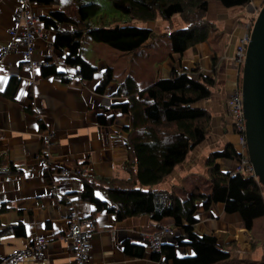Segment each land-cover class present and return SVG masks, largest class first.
I'll use <instances>...</instances> for the list:
<instances>
[{
    "label": "crops",
    "instance_id": "obj_1",
    "mask_svg": "<svg viewBox=\"0 0 264 264\" xmlns=\"http://www.w3.org/2000/svg\"><path fill=\"white\" fill-rule=\"evenodd\" d=\"M261 2L262 0H253L246 5L247 15L233 16L230 13L232 7H226L221 0H209L207 18L214 23L227 19L228 28H223L221 37V42L226 41L225 45L222 42L224 49H219L218 43L209 39L192 46L182 55L172 53L170 39L171 26H186L180 14L176 13L171 18L160 14L158 18L167 29L164 31L156 24L158 18L140 22L121 15L116 9H112L111 14L100 13L103 17L90 19L93 25L139 24L151 27L154 34L135 53L121 51L94 39H85L82 54L99 67L92 80H82L77 74L68 72V79L65 81L60 75H46L41 68L27 66L17 55L6 57L0 70V154L13 160L22 170L19 173L0 176V205L5 204L8 207L2 213L1 221L6 225L20 223L23 226L17 228L19 233L12 230L0 234V260L15 249L27 248L36 238H44L47 242L44 258L31 256L20 264H73L74 249L70 240L64 238L63 234L70 225V212L75 209L81 215L93 216L96 220L94 264H150L154 260L150 238L159 223L152 225L148 215L119 220L106 208L97 211L96 204L90 200L73 196L65 199L66 194L84 187L71 161L83 163L82 168L88 174L130 177L128 170L122 166L127 160L128 132L121 128L130 124V115L122 114L119 108H114L105 111L107 116H117L113 123L102 124L99 121V112H103L104 107L112 104L120 81L127 75L134 76L141 86H146L157 78L170 76L173 66L181 70L200 64L205 69H211L212 58L217 53L222 66L219 77L225 78L228 87L232 91L235 90L239 85L238 67L233 62V54L238 38L261 7ZM30 5L39 15L73 7L68 0L50 5L30 1ZM16 7L17 0H0V49L8 42V27L14 22ZM49 34L50 43L37 42V56L64 61L68 50L56 49L53 46L55 32L50 30ZM86 49H89V52ZM108 65L114 67L115 78L107 91L101 93L97 91L96 86L103 78V70ZM67 68L68 64L60 66L62 71H67ZM11 76L19 78L13 97L6 94ZM224 91L219 94L221 97L216 102L221 112L217 110L213 121H218L217 131L220 136L234 143L242 152L241 144L239 147L237 145L240 143L239 135L233 131V126L227 119L229 124L226 133L224 118L230 114L227 93ZM47 129H54L57 135V142L50 149L43 148L41 143V134ZM50 168H61L69 172L59 176L55 193L49 191L45 176V170ZM183 173L184 170L179 165L171 173L170 181L163 186L172 191L176 190ZM96 195L102 201L108 199L102 190H97ZM197 218L196 230L199 233H214L220 244L226 243L231 251L236 250L238 254L251 238V230L242 226L240 215L227 212L222 202L213 205L209 210L200 209ZM166 222L172 224L171 220ZM127 239L143 246V254L127 252L123 244ZM231 241H236L237 245L229 243ZM165 242L176 245L173 236H167ZM176 251L178 255L194 254L190 246L177 244ZM230 259L228 261H231ZM222 262L225 261L215 264Z\"/></svg>",
    "mask_w": 264,
    "mask_h": 264
},
{
    "label": "trees",
    "instance_id": "obj_2",
    "mask_svg": "<svg viewBox=\"0 0 264 264\" xmlns=\"http://www.w3.org/2000/svg\"><path fill=\"white\" fill-rule=\"evenodd\" d=\"M29 1L50 5L59 4L61 0ZM252 1L221 0L230 8L246 6ZM73 2L76 14L60 8L40 15L45 28L55 32L53 46L58 50H68L64 57L68 64L67 71H61L55 64H51V58L48 57L51 65L43 68L46 75L57 74L66 81V74L73 72L81 74L83 79L92 80L99 67L82 54L83 42L87 36L121 51L135 53L154 34L151 27L143 25H93L90 19L100 13L101 3L97 0ZM110 2L121 15L134 20L152 21L160 14L165 18L180 14L186 26L170 31L172 53L182 55L192 46L208 41L214 28V22L207 18L209 0ZM212 66L215 70L217 65L214 59ZM114 78V67L108 65L96 86L97 91H107ZM216 82V76L204 71L200 64L181 70L173 66L170 76L157 78L146 86H141L132 75L125 76L113 95L112 104L99 112V121L102 124L113 123L117 116H107L105 111L114 108H119L122 114L130 115L131 122L125 126L128 131V152L123 165L130 177L88 174L82 168L83 163L71 161L75 167L81 168L78 175L84 187L80 191L66 194L65 199L73 196L90 200L96 204L97 211L106 208L119 220L148 215L154 226L171 220L173 228L177 229L173 236L176 245L190 246L194 254L178 255L175 244L164 242L161 251H153L152 256L155 259L164 257L166 264H215L230 259L231 248L226 243L220 244L214 233H199L196 223L200 209L209 210L219 202L225 204L227 212L238 213L242 226L248 230H252L255 221L264 216V186L259 178L246 171L222 169L220 159L240 161L243 156L234 143L225 142L222 148L214 150L206 160L211 179L210 192L195 188L189 196L183 198L163 186L167 177L186 160L190 151L207 138L213 113L199 103L211 97ZM18 84L19 78L11 76L6 94L13 97ZM59 169H46V180L50 182L53 179L52 173ZM21 170L13 160L0 154V176L19 173ZM97 189L102 190L109 200L102 201L96 195ZM7 209L5 204L0 205V234L12 230L19 233L17 228L23 226L20 223H2L1 215ZM123 244L127 252L143 254V246L136 245L129 239Z\"/></svg>",
    "mask_w": 264,
    "mask_h": 264
},
{
    "label": "built area",
    "instance_id": "obj_3",
    "mask_svg": "<svg viewBox=\"0 0 264 264\" xmlns=\"http://www.w3.org/2000/svg\"><path fill=\"white\" fill-rule=\"evenodd\" d=\"M29 0H18V5L14 10V24L8 29L10 39L0 49V70L2 68L4 59L10 55H17L19 58L31 68H42L49 66L50 61L47 58H40L36 56L37 42L43 41L50 43L49 30L45 28L39 14L30 10ZM251 21L243 34L237 41V57L236 60L239 65L245 61L247 46L250 41V33L253 24ZM244 58H243V56ZM61 66H67V63H60ZM80 77L81 75L78 74ZM229 113L233 116V126L236 129L240 144L242 146L243 156L238 161L235 168L231 171H246L254 173L253 165L249 159L247 151V140L245 137V117L243 108L242 89L237 87L232 92V97L229 101ZM50 130H45L42 133L46 142L51 141ZM245 148V149H244ZM79 170H76V173ZM51 183L48 185L51 192H56L57 184L56 179L58 173L54 174ZM68 170H64L61 174H68ZM59 174V175H61ZM256 176V175H255ZM56 178V179H55ZM70 226L64 232L63 237L69 239L74 249V262L73 264H94L93 263V248L94 238L96 234V220L94 217L82 218L77 210H72L70 213ZM160 228H159V227ZM151 234L150 244L151 247L159 251L161 250L162 243L167 235H174L175 229L169 223L161 222ZM47 242L44 238H36L34 243L25 249H15L11 254H8L0 264H20L26 258L35 256L42 258L44 248ZM150 264H166L164 260H154Z\"/></svg>",
    "mask_w": 264,
    "mask_h": 264
},
{
    "label": "rangeland",
    "instance_id": "obj_4",
    "mask_svg": "<svg viewBox=\"0 0 264 264\" xmlns=\"http://www.w3.org/2000/svg\"><path fill=\"white\" fill-rule=\"evenodd\" d=\"M68 1L70 2V5L73 6V7H69L68 10L71 11L73 14H76V9H75L76 6L73 3V0H68ZM97 1H99L101 3V5H102V9L100 11V13H102V14L104 12H106L108 14H111V10L112 9H116L112 5V3L110 2V0H97ZM263 3H264V0H262L261 4H263ZM17 5H18V0H17ZM29 7H30V10L32 12H35V11H33L31 9V5ZM62 7H65V6H62ZM258 10H257V12H258ZM257 12H256L255 16H253V18L251 19V25L253 24V22H254V20H255V18L257 16ZM100 13H98L94 17H100L101 16ZM230 13L233 16H235V15H241V14H246L247 15L248 14V6H243V7L242 6H236V7H232L231 10H230ZM36 14H38V13H36ZM226 20L227 19H223L222 21H218V23H216V22L213 23L214 28L211 30V34H210V38H209L214 43H218L219 49H224V47L222 45V42L224 43V45L226 44V41L225 40H223L221 42V40H222L221 37H222L223 31H224L223 28L224 27H227L228 28L227 21ZM136 21L144 22L143 20H137V19H136ZM13 24H14V22H13ZM156 24L158 26H160L161 29L163 28L164 31H167V29H165V27H164L165 25L163 24V21L160 18H158L156 20ZM135 25H139V24H135ZM216 25H218V26H216ZM11 26L8 27V29L11 28ZM175 28H179V27L171 26L170 27V31L171 30H174ZM9 39H10V36H9L8 40ZM86 39H93V38H91L90 36H87ZM239 40H240V38H238V41ZM86 51L89 52V49H86ZM36 56H37V50H36ZM236 57H237V50L235 49L234 54H233V62L238 67V69H237V77H238V85H239L238 87H240L241 86V81H242V70H243V64L244 63L242 65H239L238 62H237V60H236ZM243 58H244V56H243ZM212 59H214L216 65H217L215 67V70L212 69V68L211 69L210 68L209 69L203 68V70L204 71L206 70L207 72L213 73L216 76V78H217V82H216L215 87L212 88V95H211V97L209 99L202 100L199 103V105L204 106V107H207L214 114L213 116H215V115H217V110H219L217 108V104H216V102H218V100L221 97L219 94H221V92L225 90L224 92L227 93L228 107H229V101H230V99L232 97V92L234 90L232 91V89L228 87V83L225 81V78L219 77L220 68L222 66H221V59L219 58L218 54L215 53V57L212 58ZM50 61L52 62L51 64H55L57 67H59V69H60V66H61L59 64L64 62L63 60H58V59L56 61H53V60H50ZM139 66H141V65H139ZM45 67H47V66H45ZM43 68L44 67H42L41 69H43ZM135 68H137V66H135ZM79 75H81V74H79ZM77 76H78V74H77ZM79 78L82 79V80H84L82 78V75ZM227 88H229V89H227ZM228 110H229V108H228ZM219 112H221V111L219 110ZM213 116L211 118L210 127H209V133L207 135V138L201 144H199L197 147H195L192 151H190V153L188 154L186 160L181 164V167L184 170V173L181 175L182 179H180V181L178 183V188L176 190H173V191L176 194H178L181 197H183V198L189 196V194H190L189 192H191L195 188H197V189H199L201 191H205L206 193L211 191V179H210V174L208 172L206 160H207V158L209 157V155L214 150H217V149L222 148L223 145H224V143L227 142L226 138L225 137H221L220 134L218 133V131H217L218 121L217 120H214L213 121ZM224 119H225L224 126H226V133H227L228 132L227 125L229 124V122H227V120L230 121L231 126H233V120H234V118L230 114L228 116L226 115ZM125 126L126 125H124L121 128L125 132H128L126 130ZM47 130H50L51 131L50 133H48V135H51V141L50 142H46L44 140V138H43V135L41 134V143H42L43 148L50 149V147H52L54 144H56V142H57V139H56L57 138V135H56V132H55L54 129H47ZM233 131L237 133V131L234 128V126H233ZM126 140H127V137H126ZM239 142H240V140H239ZM239 144L240 143H237L238 147H239ZM126 152H128L127 144H126ZM236 162L233 163L232 161H225L223 159H220V163L222 164V169H224V170H233L235 168V166L237 165ZM123 165H124V163L122 164V166ZM74 168H75V170H79V172H77V174H79L80 171H81V168H77V167H74ZM58 171H60V173H58ZM54 172H57L58 173L57 179L55 178L56 179L55 182H56V184L58 186V179H59V176H60L59 174H61L63 172V169L60 168L59 170H55ZM3 175H6L7 176V174H3ZM79 175H78V177H79ZM169 177L170 176L167 177L166 182H169L170 181L168 179ZM49 184L50 183L48 182V185ZM97 190H99V189H97ZM49 191H50V189H49ZM53 193H55V192H53ZM108 200L109 199H107V201ZM72 210H75V209H72ZM81 217L82 218H86L88 216L81 215ZM263 217L264 216L258 218V220L255 222V225H254V227H253V229L251 230V233H250L251 238H250L249 242L247 241V244L245 245L246 247L244 249H242L241 253H239V254H238V252L236 253V250L235 251H231V257H230L231 258L230 259L231 261H228V260L226 261L225 260V262H222L221 264H264V218ZM70 222H71V219H70ZM165 223H167V222H165ZM167 236H174V235L172 234V235H167ZM165 239H164L163 243L165 242ZM153 251H156V250H154L152 248V252ZM159 251H161V250H159ZM159 251H157V252H159ZM44 256L45 255L42 254V258H37V259H43ZM4 259H5V257L2 260H0V262L3 261ZM154 260H164L165 261L164 257H161L160 259H155L154 258ZM154 260H152V261H154ZM73 262H74V260H73ZM93 263H94V261H93Z\"/></svg>",
    "mask_w": 264,
    "mask_h": 264
},
{
    "label": "water",
    "instance_id": "obj_5",
    "mask_svg": "<svg viewBox=\"0 0 264 264\" xmlns=\"http://www.w3.org/2000/svg\"><path fill=\"white\" fill-rule=\"evenodd\" d=\"M241 89L248 156L264 186V3L251 29Z\"/></svg>",
    "mask_w": 264,
    "mask_h": 264
},
{
    "label": "clouds",
    "instance_id": "obj_6",
    "mask_svg": "<svg viewBox=\"0 0 264 264\" xmlns=\"http://www.w3.org/2000/svg\"><path fill=\"white\" fill-rule=\"evenodd\" d=\"M260 8H261V7H260ZM260 8H259V9H260ZM258 11H259V10H258ZM257 13H258V12H257ZM253 23H254V22H253ZM240 87H241V86H240ZM237 162H238V161H237Z\"/></svg>",
    "mask_w": 264,
    "mask_h": 264
},
{
    "label": "flooded vegetation",
    "instance_id": "obj_7",
    "mask_svg": "<svg viewBox=\"0 0 264 264\" xmlns=\"http://www.w3.org/2000/svg\"><path fill=\"white\" fill-rule=\"evenodd\" d=\"M77 74H79V73H77ZM90 217H92V218H93V216H90Z\"/></svg>",
    "mask_w": 264,
    "mask_h": 264
},
{
    "label": "bare ground",
    "instance_id": "obj_8",
    "mask_svg": "<svg viewBox=\"0 0 264 264\" xmlns=\"http://www.w3.org/2000/svg\"><path fill=\"white\" fill-rule=\"evenodd\" d=\"M150 246H151V244H150Z\"/></svg>",
    "mask_w": 264,
    "mask_h": 264
},
{
    "label": "snow or ice",
    "instance_id": "obj_9",
    "mask_svg": "<svg viewBox=\"0 0 264 264\" xmlns=\"http://www.w3.org/2000/svg\"><path fill=\"white\" fill-rule=\"evenodd\" d=\"M98 195V194H97Z\"/></svg>",
    "mask_w": 264,
    "mask_h": 264
}]
</instances>
